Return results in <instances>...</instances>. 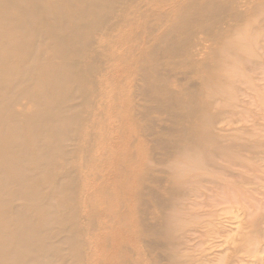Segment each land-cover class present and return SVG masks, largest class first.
<instances>
[{
  "label": "bare ground",
  "instance_id": "obj_1",
  "mask_svg": "<svg viewBox=\"0 0 264 264\" xmlns=\"http://www.w3.org/2000/svg\"><path fill=\"white\" fill-rule=\"evenodd\" d=\"M263 92L264 0H0V264H161L133 207L155 195L150 142L181 188L171 264H264V219L250 247L192 254L238 188L264 196V166L241 187L254 166L231 155Z\"/></svg>",
  "mask_w": 264,
  "mask_h": 264
},
{
  "label": "rangeland",
  "instance_id": "obj_2",
  "mask_svg": "<svg viewBox=\"0 0 264 264\" xmlns=\"http://www.w3.org/2000/svg\"><path fill=\"white\" fill-rule=\"evenodd\" d=\"M178 77L183 78L181 75ZM152 116L156 130H159V125L164 121L170 126H174L175 124V120L169 119L166 115L155 113ZM236 126L244 127L245 130L239 134L241 137L238 143L239 146L232 150L231 155L233 161L236 163L240 161L239 158L241 157H249L251 158L249 163L254 166L248 172H240L239 168H234L236 173H244L241 178H237L238 186L242 187L240 183L243 182L244 178L251 181H258L254 180L255 175H260L257 167L258 165L264 166V150L252 146L255 141L254 133L256 135H262L264 133V107L253 108L252 114L247 116L244 122L239 123V125L236 124ZM149 144L150 153L154 158L153 167L155 172H153V180L155 183L152 185L155 187V195L151 200L152 202L145 201V206L139 208L137 204H134L133 207L135 211L139 210L137 218L138 215L140 218L141 216L143 217L140 221H144L145 226L153 231L154 236L148 238L146 242L140 241L137 237V243H139L140 249H143L149 255V259L159 257L161 264H171L174 253L183 249L187 229L185 221L176 222V219L173 218L172 220V215L170 214V206L179 198L176 194H180L179 191L181 188L171 182L170 184L166 178V175L172 170L165 164L168 152L154 147L155 145L152 142ZM246 145H248L247 148ZM258 168H261V166ZM263 174L261 173V175ZM250 187L252 189L255 185L248 186L245 189L247 190ZM233 198V213H223L221 209L224 206L214 208L221 211L219 214L223 215L220 219L221 223L218 226L212 227V233L217 232L219 229L223 230L220 238L214 243L211 242L208 245H202L194 249L192 253L194 256L204 257L206 255L218 254L230 245L232 247H248L249 244L250 247V243L245 242L244 238L252 235L254 223L264 219V196L258 193L245 194L244 191L238 188ZM210 204L215 205L216 203L212 201ZM129 240H132V237ZM224 255L223 253L219 255V259L223 258ZM228 255H225L224 258L226 259Z\"/></svg>",
  "mask_w": 264,
  "mask_h": 264
}]
</instances>
